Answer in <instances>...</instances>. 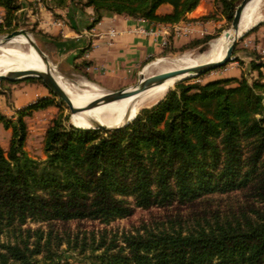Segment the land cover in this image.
I'll use <instances>...</instances> for the list:
<instances>
[{
    "label": "trees",
    "instance_id": "obj_1",
    "mask_svg": "<svg viewBox=\"0 0 264 264\" xmlns=\"http://www.w3.org/2000/svg\"><path fill=\"white\" fill-rule=\"evenodd\" d=\"M199 1L39 0L50 10L91 7L89 27L104 13L173 24ZM240 1L214 4L231 21ZM23 4L32 5L28 0H0V33L20 25ZM163 4L171 10L158 13ZM212 16L209 12L199 20ZM210 38L206 35L188 46ZM45 46L49 52V44ZM168 46L173 48L171 34L162 52ZM249 57L248 69L239 76L204 83L189 81L192 77L176 83L116 130L80 128L66 125L61 117L52 119L44 134L43 161H35L24 149L27 118L54 101L38 97L18 109L14 121L0 114V123L12 130L8 148L0 144V236L21 231L27 221L108 223L131 216L136 208L196 209L208 195L239 193L245 202L231 214L214 212L208 217L202 210L186 231L179 224L127 233L121 243L102 238L94 247L101 251L93 250L85 263L264 264V54L252 50ZM87 64L83 61L76 68L92 79L84 71ZM27 80L44 86L39 78ZM0 247V264H65L42 233L32 247L22 239Z\"/></svg>",
    "mask_w": 264,
    "mask_h": 264
},
{
    "label": "rangeland",
    "instance_id": "obj_2",
    "mask_svg": "<svg viewBox=\"0 0 264 264\" xmlns=\"http://www.w3.org/2000/svg\"><path fill=\"white\" fill-rule=\"evenodd\" d=\"M205 2L209 4V10L208 12H206V14L210 12L213 16L203 21L207 22V24L202 28V32L193 33L183 42L173 44L172 49H169L170 46H168L166 51H160L158 54L148 56V60L139 67L138 73H135L131 77V79L118 86L116 85V83L106 85L105 83L94 81L93 79H87L79 71H77V73H72V75H69V77H65L64 75H62L60 73L62 71L56 67V64L51 59L50 54L46 50L42 30L38 28L37 22L31 20L29 21V18L26 17L25 13L20 12L18 15V21L20 25L16 29L5 33H0V38L14 30H26L32 40L36 42V44L46 55L51 67L43 63L42 59L38 56L40 62L51 68L65 82L81 87L82 81H88L90 84L92 83L93 85H95L98 89H101L105 92H110L129 88L132 85H135L138 81V75L143 72L144 68L147 65L156 60L170 61L185 54L196 56L204 53L208 49L211 41L219 37L223 32L228 31L232 19L231 21H229L219 11H216L214 0H205ZM259 6L258 18L254 22L252 27L258 24L259 26L264 25V0H262ZM251 32L252 30L244 32L243 35L237 40L234 46V58L232 60L210 71L194 76L195 78L189 81H199L201 83H204L217 78L239 76L242 69L247 70L249 67V61L251 59L249 57V52L254 50L253 45L256 43V40H254L253 38H249ZM206 35L211 36V38L207 42L199 45L196 44L188 46L195 39L202 38ZM24 40L25 42L19 43L18 45L22 50H26L29 46L26 38ZM9 45L12 44L8 42L5 45L0 46V51L5 50ZM239 61H242L243 64L240 65ZM143 73L147 74L146 72ZM27 78L31 77H22L13 80L4 78L0 80V93L4 94L7 98V101L12 103L15 95L14 92L16 93L17 90H23V88L28 85H35L41 87L43 93L46 94L45 97H49L54 101L53 105L48 106L44 110L34 111L33 114L29 118H27L28 133L24 142V149L27 154L35 161H43L46 158V154L43 149V139L46 128L49 126L51 120L57 117H61L66 125H76L72 122V114L69 108L61 99H59L53 93L51 94L49 92L50 90L45 85L43 86L38 82L29 81L27 80ZM174 85L171 88H173ZM152 104L144 107H148ZM87 129L98 128H93V126H91ZM11 133V128H5L3 124L0 123V144L4 149L8 148ZM244 202L245 201L242 195L239 193H216L206 196L203 201L198 203L196 209L177 205L165 208H136L131 216L126 218H117L108 223H102L94 220H73L67 223L56 222L49 225L46 222L27 221L22 226L21 231H12L1 235L0 245L7 243H16L20 239H22V241L27 242V244L32 247L37 235L39 233H42L44 238L50 237L51 248L58 253L59 261L65 264H86V259H88V256L91 255L94 247L98 245L99 241L102 238L108 242L111 241V239L115 238L116 242L121 243V237L127 233H143L146 228L153 230L162 228L169 229L171 225L178 228L179 224L182 226L183 231H186L187 228L192 227L194 219L202 215V210L208 213L206 214V216L208 217L211 213L214 212H218L221 215L225 213L231 214L233 213V211H237V209L241 205L243 206ZM94 251L95 253H99L101 249ZM37 257L41 258L42 254L38 255Z\"/></svg>",
    "mask_w": 264,
    "mask_h": 264
},
{
    "label": "crops",
    "instance_id": "obj_3",
    "mask_svg": "<svg viewBox=\"0 0 264 264\" xmlns=\"http://www.w3.org/2000/svg\"><path fill=\"white\" fill-rule=\"evenodd\" d=\"M28 1L32 5L23 4L19 12L25 13L29 21L37 22L44 33V44L50 46L48 53L62 75L69 77L77 73L76 66L86 61L88 64L84 71L94 81L106 85L116 83L117 86L137 74L148 56L162 51L170 34L171 42L177 44L193 33L202 32L207 22L199 21V17L209 10V4L200 0L183 20L173 24L104 13L98 22L89 27L93 18L91 7L70 6L50 10L39 0ZM170 10L169 4H163L157 11L166 13ZM0 17H3L1 7ZM249 38L256 40L254 50L264 54V25L253 30ZM14 94L10 103L0 93V114L12 121L16 119L18 109L38 97L46 96L41 87L35 85H28Z\"/></svg>",
    "mask_w": 264,
    "mask_h": 264
},
{
    "label": "bare ground",
    "instance_id": "obj_4",
    "mask_svg": "<svg viewBox=\"0 0 264 264\" xmlns=\"http://www.w3.org/2000/svg\"><path fill=\"white\" fill-rule=\"evenodd\" d=\"M261 2L262 0H250L246 4L240 17L238 36L252 27L258 18V7H260L259 5ZM232 35V30L225 31L219 37L211 41L208 49L204 53H202V51V54L196 56L185 54L170 61L156 60L147 65L143 72L151 74L154 72L183 69L185 67L219 61L225 55L229 44L232 42ZM25 38L29 46L26 50H22L18 45L19 43L25 42ZM30 39V36L27 37L22 34L17 35L9 41L12 45L0 51V75L10 74L13 71H21L23 73L29 71H46L54 81L64 89L75 107H83L93 99L102 100L106 92L98 89L88 81L80 82L81 87L65 82L48 67L50 66L49 60L30 45ZM38 56L42 59V62L48 66L40 62ZM188 77L187 74L176 75L130 97L118 99L104 105L74 113L72 114V122L76 126L85 128L92 126L91 120L108 128L119 127L130 122L144 106L152 103L154 104V102L156 103L174 84Z\"/></svg>",
    "mask_w": 264,
    "mask_h": 264
},
{
    "label": "water",
    "instance_id": "obj_5",
    "mask_svg": "<svg viewBox=\"0 0 264 264\" xmlns=\"http://www.w3.org/2000/svg\"><path fill=\"white\" fill-rule=\"evenodd\" d=\"M249 1L250 0H241L239 2V4L237 5V7L234 11L233 17H232L230 28H229V30L233 31L234 36L232 35V42L229 44V46L225 52V55L219 61L203 63V64L192 66V67H185L183 69H175V70L163 71V72H154L151 74L150 73L144 74L143 72H141L138 75V81L135 85H132L131 87L125 88V89L106 92L103 95L102 100L93 99V100L89 101L86 105H84L83 107H75L72 104V101L70 100V97L68 96V94L64 91V89L56 81H54V79L46 71H29V72H25V73H23L21 71H13L10 74L0 75V80H2L4 78L13 80V79H18V78H22V77L39 78V79H41L42 83L55 96H57L59 99H61L67 105L71 114H74V113H77V112H80L83 110H87V109H91V108H94V107H97L100 105L107 104L109 102H112V101H115L118 99L130 97L134 94H137L139 92L146 90L147 88H149L151 86L160 84L164 80H166L167 78H170V77H173L176 75L187 74L189 77H194V76H197L199 74L210 71L214 68H217V67L225 64L226 62H228L234 58L233 57L234 46H235L237 40L243 35V34H241L238 36L240 17H241V14H242L244 7L246 6V4ZM21 34L24 36H27V37L29 36V34L26 30H23V29L14 30V31H12V32H10V33H8V34H6L0 38V46L5 45L13 37H15L17 35H21ZM30 45H32L36 50H38L42 55H44L46 57V55L43 53V51L40 49V47L36 44V42H34L32 40V38L30 39ZM130 88H132V89H130ZM127 123H125L119 127L108 128V127L103 126L100 123H97L94 120H91V124H92L93 128H98V129H103V130H116V129H119V128L125 126Z\"/></svg>",
    "mask_w": 264,
    "mask_h": 264
},
{
    "label": "built area",
    "instance_id": "obj_6",
    "mask_svg": "<svg viewBox=\"0 0 264 264\" xmlns=\"http://www.w3.org/2000/svg\"><path fill=\"white\" fill-rule=\"evenodd\" d=\"M2 20H3V17H0V22H2Z\"/></svg>",
    "mask_w": 264,
    "mask_h": 264
}]
</instances>
